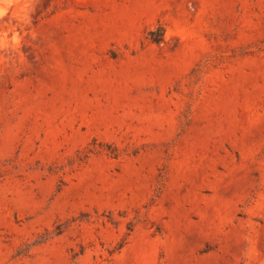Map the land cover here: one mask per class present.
<instances>
[{"label":"rangeland","instance_id":"1","mask_svg":"<svg viewBox=\"0 0 264 264\" xmlns=\"http://www.w3.org/2000/svg\"><path fill=\"white\" fill-rule=\"evenodd\" d=\"M0 264H264V0H0Z\"/></svg>","mask_w":264,"mask_h":264}]
</instances>
